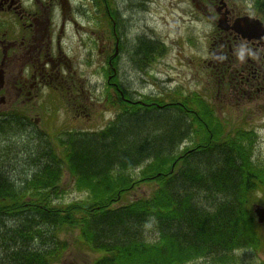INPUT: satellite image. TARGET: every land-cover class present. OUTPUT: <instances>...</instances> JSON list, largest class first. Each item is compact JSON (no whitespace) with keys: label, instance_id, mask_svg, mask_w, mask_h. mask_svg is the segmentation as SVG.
Segmentation results:
<instances>
[{"label":"trees","instance_id":"trees-1","mask_svg":"<svg viewBox=\"0 0 264 264\" xmlns=\"http://www.w3.org/2000/svg\"><path fill=\"white\" fill-rule=\"evenodd\" d=\"M149 49L148 44L138 45L135 55L142 57L140 54H148ZM145 61L137 62L140 68ZM128 91L125 90V95L131 102L125 109L116 105L121 117L115 115L109 122L114 127L107 126L99 135L94 132L85 137L74 135L51 147L46 146L47 141L35 137L37 143L28 141L21 151L16 149L20 142L19 146L11 140H6L3 146L0 142V264L63 262L68 243L60 233L69 229L78 230L74 239L76 248L102 255L100 260L90 258L84 264H111L113 251L125 244H156L154 249L147 245L140 251L148 256L146 261L140 260L142 264H178L176 261L191 258L188 247L195 244L228 259L235 248L263 241L262 228L251 211L252 203H262L258 192L264 195V166L251 163L255 133L240 125L227 129L224 122L214 121L216 109L201 94L176 89L173 100L186 107L199 99L200 115L188 135L191 139L194 135L201 136L199 144L208 140L211 158L202 159L199 164L186 156L171 158L163 152L171 146L170 141H165L157 129L162 124L177 128L166 107L169 103L161 109L169 113L166 118H157L153 111L161 110L153 109L154 106H139L142 114H138L134 110L137 99ZM3 121L0 133L13 131L17 126ZM219 124L221 128L217 127ZM142 131L144 136L136 138L135 134ZM148 133L150 138L157 136L154 141L145 136ZM131 134L138 140L133 147H130ZM125 135L128 141H119ZM95 148L99 154L111 148L112 155L101 165L86 163L87 158L96 155ZM13 151L16 160L10 156ZM6 156L11 159H3ZM114 158L123 161L112 163ZM138 158L151 162L150 172L142 178L127 172ZM94 169L101 171L91 174ZM246 171L257 174L258 179L250 187L243 176ZM64 176L69 178L70 189L86 190L87 198L63 201L64 195L71 191L65 188ZM97 178H102L99 185ZM151 182L155 186L151 187L150 195L125 202V195L131 190ZM237 208L239 217L234 214ZM150 223L161 227L165 239L147 238L146 226ZM245 238L247 245H239ZM22 249L27 251L26 255ZM239 263H243L241 258L235 264Z\"/></svg>","mask_w":264,"mask_h":264},{"label":"rangeland","instance_id":"rangeland-1","mask_svg":"<svg viewBox=\"0 0 264 264\" xmlns=\"http://www.w3.org/2000/svg\"><path fill=\"white\" fill-rule=\"evenodd\" d=\"M74 3L71 5L73 10L76 12L77 5L80 4L78 1L73 0ZM121 4L130 8L133 15L137 18L132 21L130 27L133 30L141 29V26L147 21L148 14L143 11V6L139 5L142 1L149 6L153 5L150 9L152 10L153 17H157V25L154 26V30H149V35L157 39L160 38L156 32L159 29H165L166 26L160 24V19L163 17H170L174 22L178 23H189L191 26L193 41H189L186 47H182L173 53L172 51L162 52L163 54L156 56L158 49H153L156 54L153 60L146 63L143 62V66L140 68L139 63L144 61L148 55L143 53V58L141 59L134 54V46L138 44L139 38L137 39L135 35L137 33H129L128 35H115L117 38V53L112 54L114 51L113 42L114 36L112 35L111 27L108 23H100L98 27H92L90 24L83 26L78 25L77 27L66 25L64 28L66 30L68 38L61 42L62 50L60 52V60H58V53L56 51L55 41L51 44V54L53 58L54 66H57L58 71L61 74L62 81H58L57 87L60 89H55L53 85H41L35 87L36 90L31 92V94H19L16 95L14 92H8L5 96V103H0V116H5L11 113H16L18 116L24 117V132L19 131L17 127L13 131H8L5 133H0V142L3 146L6 140H11L15 142V145L20 146L16 149L22 148L24 144L37 143L36 138H41L42 140L47 137L48 132L54 133L50 137H58L64 140L70 138L68 136V131L81 132L85 130H94L95 127L102 125L103 123L109 122L112 109H104V95L108 91L107 83L110 81L117 82L123 86L128 93L133 95L137 99L142 92H170L171 90L178 88L185 92L197 91L200 92L205 99L211 103H216L214 107L217 109L218 113L225 117L227 129H232L236 127H244L252 130L255 134L253 135L252 144V157L251 163L255 166H264V93L260 94L259 97L253 96L246 97L245 95L237 100H233L232 96L226 95V97H217L216 93L207 94L201 88H197L199 84H213L217 87L218 78L212 74L214 67L211 68L210 61L208 63L202 62V58L208 57L205 52L207 43L200 41L198 36L199 32H208L209 28L206 27L207 24L201 23L202 12L199 8H196V3L191 1L194 8L190 10L186 8V4L183 2L185 0H119ZM78 2V3H77ZM81 4L85 5L87 3H93L92 0H81ZM141 2V3H140ZM159 2L161 5H159ZM234 3V2H233ZM232 3V4H233ZM57 1H53V5H56ZM85 9L87 8L84 7ZM80 10V9H79ZM77 12L74 14V18H78ZM58 18H60V13L57 11ZM65 17H68L67 13H64ZM13 15V13H12ZM54 15V14H53ZM2 17V16H1ZM56 18V16L54 15ZM62 17H64L62 15ZM150 17V16H149ZM54 19V18H53ZM201 20V21H200ZM11 20V17L9 18ZM181 21V22H180ZM3 22L8 23V20ZM12 24V22L10 23ZM94 24V23H93ZM142 31V30H141ZM159 32V31H158ZM142 39H145L142 36ZM109 40V41H108ZM165 42L172 43V41L164 40ZM109 42V43H108ZM199 42V43H198ZM173 44V43H172ZM204 45V47H203ZM111 47L108 53L107 48ZM138 48V46H137ZM109 49V48H108ZM101 50V57L97 54ZM106 53H104L103 52ZM1 55V53H0ZM107 55L108 59L112 60L110 67H115V62H117V80L110 79L109 75L112 73L108 68L109 65L106 62ZM191 56H197L189 59ZM206 56V57H205ZM150 57V56H149ZM104 58L105 60H103ZM197 59V61H196ZM58 60V61H57ZM194 61V62H193ZM139 62V63H137ZM193 63H197L199 69L193 67ZM177 65V66H176ZM170 67L179 68V71L173 72ZM53 72V71H51ZM49 72V74L51 73ZM55 74V72H53ZM11 76H14V70L11 71ZM178 76H180L178 78ZM227 80L230 78L227 76ZM219 79V83H220ZM196 87V88H195ZM203 89H205L203 87ZM226 92H229L225 88ZM232 92V90L230 91ZM2 94V92H1ZM222 95V94H221ZM132 97V98H133ZM254 97V100H253ZM93 103L95 105L90 104ZM103 110L105 112H103ZM2 116V117H3ZM1 117V118H2ZM22 127V126H21ZM66 131V132H64ZM55 135V136H54ZM201 137V136H200ZM199 137V139H200ZM48 140V137H47ZM190 142H187L189 145ZM185 147V146H184ZM16 153L13 151L10 156L13 160H16ZM67 181L65 188L71 190L69 187V178L64 176V182ZM154 182L149 185L141 184L139 187L135 188L134 191L141 193L143 191L150 190ZM135 192H132L134 194ZM258 192L259 198L262 200L264 206V195ZM83 195L76 191H70L64 195L63 201H69L78 199ZM258 202V201H256ZM260 203V202H258ZM262 239L264 242V228L261 229ZM78 233L77 229H69L66 232H61L60 237H65L68 243L67 251L64 252L63 262L58 264H84L87 260L92 258L95 253L90 250H79L76 248L74 239ZM146 234L149 240H153V234H156L152 230V224L146 226ZM258 258L260 261H264V248H261ZM260 256V257H259ZM254 259L253 256H245L242 260ZM189 264H202L200 260L196 259L191 261Z\"/></svg>","mask_w":264,"mask_h":264},{"label":"bare ground","instance_id":"bare-ground-1","mask_svg":"<svg viewBox=\"0 0 264 264\" xmlns=\"http://www.w3.org/2000/svg\"><path fill=\"white\" fill-rule=\"evenodd\" d=\"M97 2L94 4V6H92L91 10H86L84 7V5L82 4H78L77 8H76V12L73 10L72 7L69 8H65L63 11L64 13L68 14V17H65V14L63 15L64 17H60V20L65 21V26L71 25L74 27H77L78 25L83 26V24L85 25H91L92 27L96 26L98 27L100 23H108V25L111 27L112 35L114 36V42H113V49L114 51H112L110 48V46L107 48L108 53L110 51H112V54H116L117 53V38L115 37V35H128L129 33H137L135 35V37L138 39V44L136 46H134V54H138L137 50V46L138 45H143V47H146L147 44L150 46V49L148 50V54L150 57L149 59H146V63L151 60H153L154 55L156 54V52L153 51V49H158L159 52H157L156 56L158 57L159 55L163 54L162 52H170L173 50V53L176 50H179L182 47H186V44L189 42L191 39L193 40L192 37V31H191V26L189 25V23H178V22H174V24H171V22H173L170 17L166 16L160 19V24L162 26H166L165 29H159L157 27V30L159 31H154L157 33V35L163 40L161 39H157L154 38L153 36L151 37V35H149V30H154V26L152 25H157V17H153L152 15V10L150 9L151 7H153V5H149L147 6L146 3H144L145 1H142L141 6H143L144 8V12L146 13V15L148 16L147 21L143 24V26H141L140 31L137 30H133L130 27H126V26H131L132 21L137 20V18L135 16H132L133 13L130 10V8H127L126 6H124L123 4H121V1L119 2V0H96ZM193 2H195L198 5L202 6L203 5H207L208 1L207 0H191ZM189 1V0H185L183 3L186 4V8L188 7L190 10H192L194 8L193 3ZM213 2H217L218 0H212ZM237 2L240 3H245V2H251V4L259 9L262 10V8H264V0H235ZM69 6L73 5L74 1L73 0H62L58 5H65V3ZM52 4V3H51ZM159 5H161V3L159 2ZM58 9H61L60 7ZM80 9V10H79ZM80 12L78 14L79 17V22L77 21L78 18H74V14ZM150 16V17H149ZM202 20V21H201ZM201 23L207 24L206 27H210L208 32H199L198 36L200 38V41H202L203 43H207V47L205 52L208 54V57L210 56V54H212L213 56H224V55H228L231 54L232 52L228 50L229 46L231 45L230 43H232L231 39H228L226 37L223 36L224 29L226 27V25H223L222 23H217V22H213L211 20H208L204 15L201 16ZM181 22V21H180ZM237 22V21H236ZM94 23V24H93ZM233 23V27L234 30H236L237 32H239L241 35H243L242 37H239V39L241 40H248L249 38H247L246 36H244V34L242 33V29L244 27V25H249L251 27H256L255 24H244L242 26L237 25L235 22H231ZM263 23H258V30L260 31L258 33V35L263 34L264 35V24ZM228 27H232V26H228ZM142 30V31H141ZM133 31V32H132ZM214 31V32H213ZM255 36L253 39H251V41L253 42V44H255V40L256 37L259 36ZM142 36L145 39H142ZM164 40L167 41H172V43H168L165 42ZM109 41V40H108ZM147 42V44H146ZM109 43V42H108ZM199 43V42H198ZM204 47V45H203ZM104 52V50H103ZM101 50H99V53L97 54L98 57H101L100 55ZM105 53V52H104ZM106 54V53H105ZM142 55V57H140L141 59H143V53L140 54ZM193 57H197V56H191L189 59L193 58ZM206 57V56H205ZM206 57V58H208ZM206 58H202L203 61H206ZM103 60H105L104 58H102ZM197 61V59H196ZM107 64L109 65L108 68H110L109 70L117 73V62H115V67H110L112 60L111 59H106ZM194 62V61H193ZM195 65H193V67H195L196 69H199V66L197 65V63H193ZM210 65L214 64L212 62L209 63ZM177 66V65H176ZM171 71H173L174 73L177 72V70L179 71V68L176 67H170ZM227 76L229 77V74H227ZM110 77L112 79L117 80L118 75L113 74L110 75ZM180 76H178L179 78ZM218 77L215 76L213 79H216ZM119 81V80H117ZM120 82V81H119ZM121 83V82H120ZM224 84L227 88V90L229 89L228 83H226L225 80H218L217 83V87L213 84H199L198 86H196L197 88H201L202 90H204L207 94L209 93H216L218 97L221 96L222 94V98L226 97V95L228 94V96H232V92H226L221 88V85ZM108 85V91L105 93L104 95V109H107V106H109L108 109H112L111 112V116H110V120H113L116 118V116L121 117V111L116 108V105H118L119 107H122L125 109V107H127L128 104V97L125 95V88H123V86L119 83H113V81H110V83H107ZM195 87V88H196ZM203 87L205 89H203ZM242 87L244 88V85L242 84ZM177 88L175 87V89L171 90L170 92H160L159 94H157V92H149V93H144L142 92V94L137 98V105L134 107L137 109L138 114H142V110L138 109L139 106H141L142 108L144 107H150V106H154L153 109L157 108V109H162L163 106L168 105L166 107H168L167 109L169 110L170 115L173 116L172 118L174 120H176V127L177 128H172L168 125H161L160 127H158L157 129L161 132L160 135L164 136L165 141L169 142V145H171L170 147H167L165 149H163V152L166 156H169L171 158H173L174 156H176L177 158L181 157V156H186L188 157V160L190 159V161L192 163H201L202 159H208L211 158V154L209 155V150H207V144H208V140H204L202 141L200 144L197 143L198 141H200L199 136H193L194 139L191 137H189L190 135H188V132L192 129V127L197 123L198 118L200 115V110H199V105H198V101L199 99L196 100V102L191 103L190 107H186L181 103H177L176 101L173 100L174 96V91ZM194 91L198 94H201L200 92ZM209 92V93H208ZM240 93H242V95H245V92L240 89ZM202 95V94H201ZM203 96V95H202ZM242 96V97H243ZM220 97V98H221ZM203 98L205 99V97L203 96ZM233 100H235L234 97H232ZM91 105H95L93 103L90 102ZM103 112H105L103 110ZM153 113H155V116L157 118H166L167 115L165 114H169L167 111L165 110H161V111H153ZM116 115V116H115ZM130 115V114H129ZM3 116V115H2ZM0 116V123L5 122L3 121V119H6V121L9 122H14L13 125H17L16 127H19V131L22 130V134L25 131V124H24V117L23 116H18L16 113H11L5 116ZM2 117V118H1ZM205 118V117H203ZM202 118L203 123H206V120ZM118 119V118H117ZM214 121L216 122H224L226 121L225 117L220 115L218 113L217 110H215L214 113V117H213ZM200 120V119H199ZM110 122V121H109ZM109 122L103 123L102 125L98 126L97 128L95 127L94 130H85L81 131V132H73V131H68V136L67 137H74V135L78 136L81 135V137H85L87 136L89 133L94 132L96 135H99L104 128H106L107 126H113V124H109ZM212 123V122H211ZM210 125V124H209ZM215 126L218 124H214ZM22 126V127H21ZM218 128H221L220 124L219 126H217ZM157 130V131H158ZM66 132V131H64ZM119 131L116 132V134ZM132 132H137L134 130L130 131ZM114 133V132H113ZM158 133V132H157ZM54 133L48 132L47 137H45L43 139L44 141H47L46 146L51 147L54 145V143H58L59 141H62L64 139L62 138H58V137H50V135L52 136ZM115 134V133H114ZM159 134V133H158ZM144 136L143 131L139 133H136L135 136L136 138L139 136ZM159 135V136H160ZM55 136V135H54ZM132 136V140L131 141V146L133 147V143H137L138 140L131 134ZM145 136H147V138H150L149 133L146 134ZM155 137L150 138L151 141H154ZM163 139V138H162ZM119 141H123L126 142L128 141L127 139V135L124 136V138H120ZM187 142H190L189 145L187 144ZM140 145V143L138 144ZM185 146V147H184ZM111 148H107L105 152H100L99 154V150L98 148L94 149V153L96 155L92 156L91 158H87L86 159V163H97V164H102L105 162L104 159H107L108 157H110L112 154V151H110ZM105 150V149H104ZM3 159L7 160V159H11V157L6 156ZM113 160L112 163H115V160L118 163H121L123 160L122 159H118V158H114L111 159ZM149 163H151L147 158L144 159H140L138 158V160L136 159L135 161V166L133 168H130L127 172L129 174H131L132 176H137L139 178H142L143 176H146L145 174L148 173V171L150 172V166ZM205 166V165H203ZM104 166H102L103 169ZM100 169V168H99ZM94 171H101L98 169H94L91 174H94L96 172ZM143 175V176H142ZM92 176V175H90ZM245 176L246 178V186L250 187L251 184L256 181L257 178V174L255 171H252V173L250 171H246L245 172ZM92 179H95L94 177ZM102 180V178H97V184L99 185V181ZM106 181V180H105ZM97 185V187H99ZM104 185V184H103ZM136 188V187H135ZM71 191H76V190H72ZM78 192L80 195L82 194V197H79L77 199L78 200H82V199H86L88 196V192L86 190L83 191H76ZM132 192H135L134 190H131L129 192V194L125 195V202L127 201H131L133 198H139V197H146L148 195H150V193L152 192V190H147V191H143L141 193H137L135 192L134 194H132ZM76 200V199H74ZM124 201H119V204H123ZM264 207L263 204L260 203H252L251 204V211L255 212V209L257 207ZM236 217H239V211L238 208L237 210L234 212ZM256 222L258 223V226H261V228H264V222H259L258 219L256 218ZM151 224V223H150ZM257 226V227H258ZM152 228L154 229V232L156 234H153V238L155 240H157V238H164V235L162 234L161 231V227L157 224H154L152 226ZM258 231H259V227H258ZM259 233V232H258ZM259 235V234H258ZM148 238V237H147ZM169 239V238H168ZM146 241V240H145ZM246 241V242H245ZM173 242L172 244H174L175 241H171ZM145 243V242H144ZM136 244V245H129L126 246V244L120 248V249H116L113 251L112 253V263L111 264H142L143 260L146 261L145 257L146 255H144L143 253H141L140 251L144 250L147 245H151V248L154 249L156 247V244L153 243H149V244ZM246 243L247 240L242 239V243H240L239 245H247ZM118 244V242H117ZM171 244V245H172ZM119 245V244H118ZM176 246H181V243H176ZM186 248V246H184ZM204 247V248H203ZM201 247V244H195L193 246H189L188 247V251H190L192 253L191 258L188 259H184L183 260H179L176 261L178 262V264H189L191 261H193L194 259H198L200 260V262L202 264H235L236 262H238V260L245 256L251 257L253 256L254 259L249 260V262L247 260H243V263H239V264H262L264 263V261H260L258 258V255L262 253H260L261 248H264V242L263 241H256V244H254L253 242H249V244L247 245V247L245 248H235L232 252V256L228 259H223L221 258V253L216 252L215 250L212 251L209 248H206V246ZM22 252L24 255L27 254V251L25 249H22ZM136 252V254H132ZM95 255L92 257L93 260H100L102 255H100V253H98L97 251H94ZM65 257V256H63ZM260 257V256H259ZM0 258H2V255H0ZM264 260V259H263Z\"/></svg>","mask_w":264,"mask_h":264},{"label":"flooded vegetation","instance_id":"flooded-vegetation-1","mask_svg":"<svg viewBox=\"0 0 264 264\" xmlns=\"http://www.w3.org/2000/svg\"><path fill=\"white\" fill-rule=\"evenodd\" d=\"M53 1L0 0L1 104L5 103L8 92H14L15 95L17 93L27 95L41 85H53L55 89H60L57 85L58 81L63 79L62 73L55 71L58 68L54 66L50 50L51 44L55 41L57 59L60 60L58 51L62 50L61 42L68 36L64 28L65 21L57 17V11L62 17L63 10L71 6L66 2H64L66 6L58 5L62 0H56L57 4L53 5ZM207 1V5L196 4V7L212 23L226 25L223 36L232 40L228 48L232 53L217 57L210 54L206 61L202 60V62L214 63L210 65L211 68L214 67L212 74L218 75V80L222 79L228 83V90L229 92L232 90V97L235 99L239 100L243 96L240 89L245 92L246 97L252 95L250 92H253V96L259 97L264 93V35H258L259 22L255 19L264 24L263 9L259 10L254 6L245 7L244 5L248 4L233 3V0H221L220 6L212 0ZM59 7L61 9H58ZM10 17L12 21H9ZM3 19L8 20V23L3 22ZM231 22L240 26L253 23L256 27L244 25L242 33L249 39L241 40L239 37L243 35L234 30V24ZM257 35L259 37L254 39L255 44H253L251 39ZM13 70L14 76H11ZM227 74H229V80L226 79ZM225 87L224 84L221 85L223 90Z\"/></svg>","mask_w":264,"mask_h":264},{"label":"water","instance_id":"water-1","mask_svg":"<svg viewBox=\"0 0 264 264\" xmlns=\"http://www.w3.org/2000/svg\"><path fill=\"white\" fill-rule=\"evenodd\" d=\"M255 215L257 216L259 222H264V207H257L255 209Z\"/></svg>","mask_w":264,"mask_h":264}]
</instances>
